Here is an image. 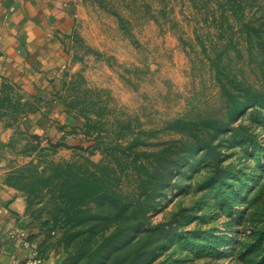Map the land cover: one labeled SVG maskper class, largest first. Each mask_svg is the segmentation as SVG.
I'll return each instance as SVG.
<instances>
[{"label": "rangeland", "instance_id": "rangeland-1", "mask_svg": "<svg viewBox=\"0 0 264 264\" xmlns=\"http://www.w3.org/2000/svg\"><path fill=\"white\" fill-rule=\"evenodd\" d=\"M59 66L0 100L43 258L264 264V0H84ZM49 100L63 141L26 126Z\"/></svg>", "mask_w": 264, "mask_h": 264}, {"label": "crops", "instance_id": "crops-1", "mask_svg": "<svg viewBox=\"0 0 264 264\" xmlns=\"http://www.w3.org/2000/svg\"><path fill=\"white\" fill-rule=\"evenodd\" d=\"M83 9L84 0H0V100L10 85L41 84L56 77ZM68 125L64 106L54 100L26 122L28 129L61 141ZM26 210L21 193L0 175V264H53L31 238Z\"/></svg>", "mask_w": 264, "mask_h": 264}, {"label": "built area", "instance_id": "built-area-1", "mask_svg": "<svg viewBox=\"0 0 264 264\" xmlns=\"http://www.w3.org/2000/svg\"><path fill=\"white\" fill-rule=\"evenodd\" d=\"M1 68H2V66H1V63H0V71H1ZM2 93V89H0V94ZM26 245H28V243H26ZM36 262V261H35ZM35 262H29L28 264H36Z\"/></svg>", "mask_w": 264, "mask_h": 264}, {"label": "trees", "instance_id": "trees-1", "mask_svg": "<svg viewBox=\"0 0 264 264\" xmlns=\"http://www.w3.org/2000/svg\"><path fill=\"white\" fill-rule=\"evenodd\" d=\"M66 133V132H65ZM68 133V132H67Z\"/></svg>", "mask_w": 264, "mask_h": 264}]
</instances>
